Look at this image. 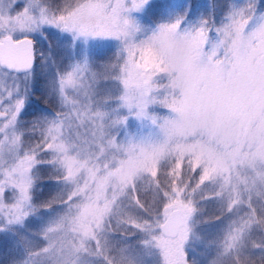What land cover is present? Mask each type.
Here are the masks:
<instances>
[{
  "label": "snow or ice",
  "instance_id": "snow-or-ice-1",
  "mask_svg": "<svg viewBox=\"0 0 264 264\" xmlns=\"http://www.w3.org/2000/svg\"><path fill=\"white\" fill-rule=\"evenodd\" d=\"M0 264H264V0H0Z\"/></svg>",
  "mask_w": 264,
  "mask_h": 264
},
{
  "label": "rangeland",
  "instance_id": "rangeland-1",
  "mask_svg": "<svg viewBox=\"0 0 264 264\" xmlns=\"http://www.w3.org/2000/svg\"><path fill=\"white\" fill-rule=\"evenodd\" d=\"M201 3H204V2H211V0H200Z\"/></svg>",
  "mask_w": 264,
  "mask_h": 264
}]
</instances>
